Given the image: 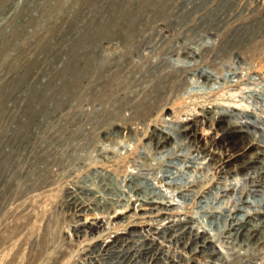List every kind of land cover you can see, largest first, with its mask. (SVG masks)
<instances>
[{
    "label": "rangeland",
    "instance_id": "rangeland-1",
    "mask_svg": "<svg viewBox=\"0 0 264 264\" xmlns=\"http://www.w3.org/2000/svg\"><path fill=\"white\" fill-rule=\"evenodd\" d=\"M263 217L264 0H0V264H264Z\"/></svg>",
    "mask_w": 264,
    "mask_h": 264
},
{
    "label": "built area",
    "instance_id": "built-area-1",
    "mask_svg": "<svg viewBox=\"0 0 264 264\" xmlns=\"http://www.w3.org/2000/svg\"><path fill=\"white\" fill-rule=\"evenodd\" d=\"M135 225V224H134ZM98 228L100 229H103V228H111V227H106L104 225L103 222H96V223H93V221L88 225V228H87V234H88V231H90L91 234H94L95 230L96 231H99ZM122 229L123 231L122 232H119V230ZM129 230H131L129 232ZM124 231H128L129 233L131 232H134V230H132L131 228L129 229L128 226H124V225H121V227L117 228V229H114V230H109V231H106L104 233H102L99 237V242L96 241L95 243V248L96 249H99L97 254L94 255L93 257H91V261L94 262L95 264H106V261L108 260L110 262V264H113V261H110L111 258L113 257V254L115 252H112V250H110L106 255H101V257L99 256V253L100 251H102V254H104L106 252L105 248H107L108 244L107 242L109 240H112V239H117L119 240L118 237H124V236H121L119 235L120 233H124ZM119 233V234H118ZM114 240H112L109 244L111 245L110 247H116L117 246V242H114ZM116 264V262L114 263ZM126 264H142V262H140L139 260H136L135 257H132L131 259H129Z\"/></svg>",
    "mask_w": 264,
    "mask_h": 264
},
{
    "label": "bare ground",
    "instance_id": "bare-ground-1",
    "mask_svg": "<svg viewBox=\"0 0 264 264\" xmlns=\"http://www.w3.org/2000/svg\"><path fill=\"white\" fill-rule=\"evenodd\" d=\"M185 66H186V65H185ZM255 127H256V126H255ZM239 130H242V129L240 128ZM242 131H243V130H242ZM220 153H221V152H220ZM228 156H229V155H228ZM259 161H260V160H259ZM237 189H238V188H237ZM165 208H166V207H165ZM135 217H136V218H139L138 216H135ZM263 218H264V217H263ZM246 221H247V220H246ZM219 238H220V237H219ZM111 245H112V244H111ZM111 245H110V246H111ZM129 245H130V244H129ZM110 246L107 248V251H110V250H112V249L114 248L113 246H112V247H110ZM130 246H131V245H130ZM127 260H128V259H127Z\"/></svg>",
    "mask_w": 264,
    "mask_h": 264
}]
</instances>
